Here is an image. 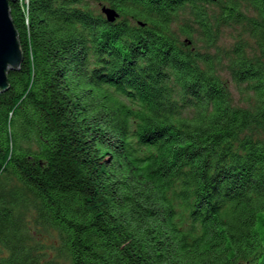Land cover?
<instances>
[{"label": "trees", "instance_id": "16d2710c", "mask_svg": "<svg viewBox=\"0 0 264 264\" xmlns=\"http://www.w3.org/2000/svg\"><path fill=\"white\" fill-rule=\"evenodd\" d=\"M10 13L22 62L0 93V264H264V0Z\"/></svg>", "mask_w": 264, "mask_h": 264}, {"label": "water", "instance_id": "95a60500", "mask_svg": "<svg viewBox=\"0 0 264 264\" xmlns=\"http://www.w3.org/2000/svg\"><path fill=\"white\" fill-rule=\"evenodd\" d=\"M11 1L16 0H0V93L9 87L8 73L18 69L22 62L19 37L11 19ZM102 12L109 22L119 17V13L107 5L102 6Z\"/></svg>", "mask_w": 264, "mask_h": 264}, {"label": "rangeland", "instance_id": "374dc122", "mask_svg": "<svg viewBox=\"0 0 264 264\" xmlns=\"http://www.w3.org/2000/svg\"><path fill=\"white\" fill-rule=\"evenodd\" d=\"M183 21H184V17L180 16L172 24V28H173L174 32L177 34L178 38L182 39V40L185 39V36L183 34H181V31L179 28L182 26ZM133 23H136V21H133ZM237 32H238V29L233 28V27L223 29V31L221 32V34L218 38V45L217 46L219 48H223V49L230 48L236 39ZM195 37L196 38H193V39L196 40V45H198L197 42H199V43H201V42L198 40L197 35ZM201 47H203V46L201 45ZM220 72H221L222 77L228 81L229 87H230L232 94H233V97H234V102L236 104H244V96L238 92L234 81L231 79V77L229 75V72L226 71L224 68H220ZM46 242H51V239H47Z\"/></svg>", "mask_w": 264, "mask_h": 264}]
</instances>
